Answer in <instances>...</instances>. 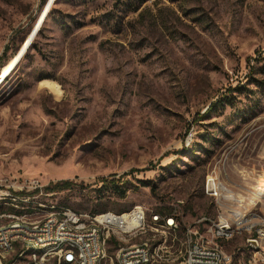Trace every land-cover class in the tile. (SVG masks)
I'll use <instances>...</instances> for the list:
<instances>
[{"label":"rangeland","instance_id":"obj_1","mask_svg":"<svg viewBox=\"0 0 264 264\" xmlns=\"http://www.w3.org/2000/svg\"><path fill=\"white\" fill-rule=\"evenodd\" d=\"M47 1L0 0V76ZM212 173L264 230V0H54L0 82V176L70 181L44 204L90 215L183 201L182 232L221 212Z\"/></svg>","mask_w":264,"mask_h":264},{"label":"built area","instance_id":"obj_2","mask_svg":"<svg viewBox=\"0 0 264 264\" xmlns=\"http://www.w3.org/2000/svg\"><path fill=\"white\" fill-rule=\"evenodd\" d=\"M206 193L219 196L215 209L230 208V215L223 221L200 217L184 232H177L171 226V219L183 220V201H176L167 211L147 212L142 206H133L122 213L101 212L90 215L68 208L67 213H57L55 205L44 208V201L56 195L47 192L46 186L35 178L8 179L0 176V198L14 203L17 200L43 201L41 210L24 209L20 214L0 211V247H7V254H0V261L10 254L9 237L24 236L20 253L29 244L42 240L64 239L65 247L51 248L46 255H37L30 260H20L17 255L10 264H68L71 240H79L82 247L81 264L93 263L98 257L108 255L111 244L116 247V262L123 264H231L233 252H220L219 244L227 242L236 233V226L245 225L252 231V238H246L242 246L240 264H259L264 262V230H254V221L260 216L253 209L242 206L240 193L232 191L213 173L207 178ZM254 210V211H253ZM159 229L157 244L146 241V234ZM112 232L123 233V240H113ZM94 242H101V251H94Z\"/></svg>","mask_w":264,"mask_h":264},{"label":"bare ground","instance_id":"obj_3","mask_svg":"<svg viewBox=\"0 0 264 264\" xmlns=\"http://www.w3.org/2000/svg\"><path fill=\"white\" fill-rule=\"evenodd\" d=\"M54 1V0H53ZM52 5V4H51ZM50 8V7H49ZM34 28V27H33ZM33 30V29H32ZM32 31L27 36L25 42L22 44L18 52L15 54V56L12 58V60L8 63V65L4 68V70L1 73V76H4L1 82L6 79L7 76L11 74V72L14 70V68L18 65V63L21 61L25 53L28 51L34 37ZM29 43V45H28ZM28 47L23 52L25 46ZM15 64V65H14ZM14 65V66H13ZM13 66L12 69H10ZM46 84V83H45ZM46 87H49V89H52L53 91H57L58 86L53 85L52 83H48ZM59 94V93H58ZM215 197V203L219 204V196L214 193ZM0 206H8L12 209V213L9 214H19V210L23 209H32V210H41L43 208L42 203H38L35 200H17L14 201V203L9 201H4L2 198H0ZM32 206V207H30ZM44 208H51V206H46L44 204ZM1 210V209H0ZM55 211L57 213H67L68 208L66 207H55ZM225 215H230V208H222L221 212L216 216L215 219H212L214 221H223L225 218ZM171 226H177V232H181L180 225L177 221V219H171ZM254 230H263L260 227V221H254ZM154 232H159V229H152ZM184 232V230L182 231ZM236 233H248L249 236L247 238H252V231H247V226L245 225H238L236 226ZM241 238V235H230L227 239V242L232 241L233 239ZM112 239L113 240H123V233L121 232H112ZM150 241V240H147ZM152 241V240H151ZM150 241V244H152ZM225 242V243H227ZM18 243H24V236H17L16 237H9V247H10V253L14 251L15 244ZM224 243L219 244V251L220 252H227L225 248L223 247ZM20 245V244H19ZM226 245V244H225ZM65 247V240L64 239H51V240H42L40 243H33L29 244L25 247V250L22 251V253H18L20 255V259L24 260L26 257V254L31 251L30 255L28 256L27 260L33 259L34 257H37V255H46V253L51 248H60ZM38 248V250H36ZM234 250V256L231 257V264H240V258L243 255V248H235ZM233 250L231 252H233ZM71 251L73 252L72 255H70L68 259V264H81V254H82V247L80 245L79 240H71ZM94 251H101V242H94ZM0 254H7V247H0ZM106 257H98L97 260H94L93 263L89 264H105ZM116 260V257H115ZM116 264H123L122 262H116ZM259 264H264V262H259Z\"/></svg>","mask_w":264,"mask_h":264},{"label":"trees","instance_id":"obj_4","mask_svg":"<svg viewBox=\"0 0 264 264\" xmlns=\"http://www.w3.org/2000/svg\"><path fill=\"white\" fill-rule=\"evenodd\" d=\"M6 52H7V48L4 49L3 53H2V56L0 57V60L2 59V57H4L6 55ZM213 105H210L209 108H212ZM109 186V185H112L114 186L115 185V182L114 181H111L109 183H106V184H102V188L103 189H106V186ZM73 186V184L70 182V181H61V182H57L55 183L54 185H51V186H47L45 188L46 191L48 192H59V191H63V190H68L69 188H71ZM115 188H118V187H115ZM123 193V192H122ZM99 213V212H98ZM98 213H95V214H98ZM94 215V214H92Z\"/></svg>","mask_w":264,"mask_h":264},{"label":"water","instance_id":"obj_5","mask_svg":"<svg viewBox=\"0 0 264 264\" xmlns=\"http://www.w3.org/2000/svg\"><path fill=\"white\" fill-rule=\"evenodd\" d=\"M52 2H53V0H48L47 3L45 4V6H44V8H43V10H42V12H41V14H40V16L38 17L37 22H36V24H35V26H34V28H33V30H32V34H33V36L37 33L38 28H39V26L42 24L43 19H44L45 15H46V13H47V11H48L50 5L52 4ZM28 45H29V43H28ZM28 45L25 46L23 52H24L25 49L28 47ZM14 65H15V64H14ZM14 65H13V66H14ZM13 66H12L10 69H12ZM3 78H4V76H0V82L2 81Z\"/></svg>","mask_w":264,"mask_h":264}]
</instances>
